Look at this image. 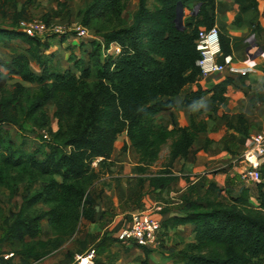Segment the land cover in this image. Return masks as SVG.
Here are the masks:
<instances>
[{
  "label": "trees",
  "instance_id": "trees-1",
  "mask_svg": "<svg viewBox=\"0 0 264 264\" xmlns=\"http://www.w3.org/2000/svg\"><path fill=\"white\" fill-rule=\"evenodd\" d=\"M31 1L0 0V43L21 41L26 45L11 58L18 79L12 87V76L0 70V185H8L15 195L20 184L27 183L17 212L5 219L0 264H16L3 257L4 244L17 245L14 252L19 262L35 264L70 239L81 219L95 221L91 188L109 169L115 143L124 132L139 154L138 184L148 181L155 190L167 188L175 180V162L195 156V141L206 130V123L193 118L189 126L170 129L157 123L156 115L172 110L173 98L194 83L198 88L185 95L183 104L193 106L212 93L213 109L217 110L233 83L229 77L211 89L199 84L200 30L213 28L217 20L222 23L223 55H231L236 42L217 18L215 0H153V6L149 0H136L138 8L129 26L121 20L123 0H91L80 11L81 24L95 36L86 50L88 60L73 55L75 69L62 71L53 68L50 56L55 50L50 35L34 37L20 28L21 20L30 19ZM180 2L184 9L199 5L197 13L184 15L181 29L176 22ZM235 2L239 12L234 23L246 25L252 34L260 33V0ZM113 17L116 21L109 24ZM102 22L108 24L100 25ZM112 43L121 45V53L105 55L104 47ZM33 61L38 71L32 67ZM27 82L40 84V91L31 93ZM48 103L55 106L57 128L45 110ZM22 121L40 130L41 144L33 152L18 148L10 136H2L5 126H21ZM44 129L49 139L41 135ZM169 141L166 162L153 170ZM261 170L263 181L256 182L255 199L246 186L239 195L230 196L229 202L208 195L187 199L181 215L162 222L163 227L194 226V241L169 248L177 264H264V165ZM33 182L40 186L34 188ZM45 219L54 236L35 239ZM28 237L32 240L27 241ZM70 256L68 264H76L75 254Z\"/></svg>",
  "mask_w": 264,
  "mask_h": 264
},
{
  "label": "crops",
  "instance_id": "crops-1",
  "mask_svg": "<svg viewBox=\"0 0 264 264\" xmlns=\"http://www.w3.org/2000/svg\"><path fill=\"white\" fill-rule=\"evenodd\" d=\"M215 3L217 18L225 23L228 33L236 42L231 54V64L222 72L202 76L199 84L204 89H211L229 77L233 79V83L229 85L225 99L217 110L213 109L212 93H207L193 106L183 104L185 95L198 88L197 83H194L187 85L173 98L175 107L172 110L156 115V122L170 129L189 126L193 118L206 123V130L195 141V156L175 162V180L163 190L153 189L148 181L144 185L138 184L137 179L141 176L137 168L139 154L132 147L127 133L120 135L109 159V170L100 179L102 183L107 181L109 184L102 185L98 181L95 183L103 189L101 199L95 198V221L81 219V222L98 224L103 229H108L107 241H110L111 236L116 238V231L128 216L125 219L119 214L107 223V216L103 212L113 208L111 206L121 205L127 197L133 196L134 201L138 199V206L131 208L128 214L145 210L161 222L174 215H181L187 199L199 200L208 195L225 201L223 197L237 196L245 186L250 188L252 198H256L252 194L253 187L242 179L245 165L241 156L250 145L251 134L258 132L264 125V0H260L259 4L261 32L254 34L256 45L252 47L248 42L253 35L249 28L234 23L239 12L235 0H215ZM75 39L71 43L73 46L76 45ZM219 60H222L220 56ZM170 143L171 141L166 144L167 151L163 147L160 159L152 166L153 170L164 165ZM93 196L95 197L94 194ZM163 228L161 245L167 247L165 252L158 247L145 248L115 240L116 245L123 249L119 264H177L178 261L169 248L181 242L194 241V226L186 224ZM104 252L100 249L101 255ZM79 254H75V263ZM100 264L106 262L101 261Z\"/></svg>",
  "mask_w": 264,
  "mask_h": 264
},
{
  "label": "rangeland",
  "instance_id": "rangeland-1",
  "mask_svg": "<svg viewBox=\"0 0 264 264\" xmlns=\"http://www.w3.org/2000/svg\"><path fill=\"white\" fill-rule=\"evenodd\" d=\"M26 1L28 0H18L19 3H25ZM90 1L91 0H33L28 4V13L30 15V18L43 19L50 25L52 24L61 27L62 32H49L45 35H50V43L53 49L55 50V52L53 53L54 55L50 56L52 58V63L54 64V69H57L59 71H62L66 68L75 69L74 62L72 61L73 55H82L85 60H88V54L86 53V50L91 48V39H79L76 35V32L78 27L82 26L80 11ZM123 2L125 5L121 14V20L126 26H129L134 20V15L138 8V2L136 0H123ZM153 3V0H149L150 6H153ZM197 6L198 5L195 3L192 4L190 7L184 9L185 16L192 14V12L197 13L199 11V7ZM114 21H116V19L113 17L109 19L108 23L110 24ZM108 23L102 22L100 23V25L105 26ZM222 26V23L217 20L215 27L218 29L219 32ZM66 35V40L64 43H62L60 39L62 36ZM73 39H75L76 44L74 46L71 44L72 41H74ZM81 40L83 41V45L77 46L79 45ZM253 40L254 39L252 38L250 39L251 42H254ZM250 41H248L249 45H251ZM85 46L86 48H84ZM25 47L26 45L21 41H7L6 43H0V70L4 73L5 76H12L11 79H9L10 87H12V84L18 80L16 78L17 75L13 73L12 70L11 58L17 52L22 51ZM32 67L37 71L39 70L34 61L32 62ZM25 86L31 91V93L35 94L38 93L41 89V85L38 83L27 82L25 83ZM45 110L49 113L52 118V125L54 126V128H57V120L54 116L55 106L52 103H48L45 107ZM39 131L40 130L32 126L31 123L22 121L21 126H5L2 131V136H10L18 148L26 152H33L41 144L39 139ZM167 147L168 145L164 146L165 151L168 150ZM166 160L164 162H166ZM93 165L97 166V161H95ZM108 170L104 171V173H102V176ZM57 178L61 179L59 176H57ZM100 179L98 180V183H101L102 185L108 183L107 181L102 183ZM248 183L251 187H253L252 194L256 195V183L252 181H249ZM130 185L131 184L129 183V187ZM26 186L27 183L20 184L15 195H12L8 185H0V235L3 233L5 219L11 217L15 212H17L22 202L23 196L26 193ZM33 186L34 188H38L40 186V183L33 182ZM102 190L103 189H101L98 184H95V186L91 188V193L95 195L94 198L101 199ZM222 199H224L226 202H229L230 196L223 197ZM137 200L138 199L134 201L133 196H131L130 198H125L124 202H122L121 205L111 206L113 208L103 212V215L107 216L106 222H111L113 218H115L119 214H121L122 217L126 219L127 216H129L128 213L132 210L131 208H135V206H138ZM40 206L43 208H47L44 205ZM101 217L105 218V216ZM41 223V234L35 239L52 238L54 236V232L52 231L50 223H48L47 219L43 220ZM108 232V229H103V227L99 226L98 224L90 225L88 222L80 221L77 232L70 239H68L58 250H56L51 255L35 264H68L72 258L70 254H83L89 248H95L97 250L95 264H100L101 261H105L106 264H119V261L122 257L123 249L119 248L116 245V239L114 237L111 236L109 238L110 241H107ZM31 240L32 238H27V241ZM185 243L187 242L179 243L177 245L178 248L183 247ZM1 248L4 250L16 251L17 245L15 244L11 246L10 244H4ZM158 248L160 250H163L164 252L167 249L166 246H162L161 244L158 246ZM100 249L105 251L104 254H100ZM175 259L177 258L175 257ZM16 264L26 263L23 261H17Z\"/></svg>",
  "mask_w": 264,
  "mask_h": 264
},
{
  "label": "built area",
  "instance_id": "built-area-1",
  "mask_svg": "<svg viewBox=\"0 0 264 264\" xmlns=\"http://www.w3.org/2000/svg\"><path fill=\"white\" fill-rule=\"evenodd\" d=\"M20 28L34 37H44L49 32H62L61 27L50 25L45 20L38 18L21 20ZM76 35L88 39L95 37L91 30L83 25L78 27ZM197 48L202 55L197 61L202 70V76L222 72L232 62L231 55L222 53L219 31L215 26L211 29L202 28L200 30ZM103 51L105 55H118L121 53L122 47L117 43H112L109 47H104ZM219 56L222 60H219ZM41 135L44 139L50 138L45 129L41 130ZM241 160L245 165L242 172L243 180L255 183L263 181L261 168L264 164V125L258 132L251 134L250 145L242 153ZM163 229L159 219L145 210H136L129 214L126 221L116 231L115 237L119 242L157 248L161 244ZM2 255L5 259L19 261V256L14 251L6 250ZM95 258L96 250L90 248L83 254L77 255L76 264H95Z\"/></svg>",
  "mask_w": 264,
  "mask_h": 264
},
{
  "label": "water",
  "instance_id": "water-1",
  "mask_svg": "<svg viewBox=\"0 0 264 264\" xmlns=\"http://www.w3.org/2000/svg\"><path fill=\"white\" fill-rule=\"evenodd\" d=\"M197 7H199V5H198ZM195 13H196V12H195ZM184 15H185L184 7H183L182 3L180 2V3L178 4V12H177V18H176L177 26H178V28H180V29L183 27V17H184ZM251 38L254 39V40H253L254 42H251V41H250ZM251 38L249 39V41L251 42V43H250V44H251L250 47L256 45V42H255V35L253 34V35L251 36Z\"/></svg>",
  "mask_w": 264,
  "mask_h": 264
}]
</instances>
